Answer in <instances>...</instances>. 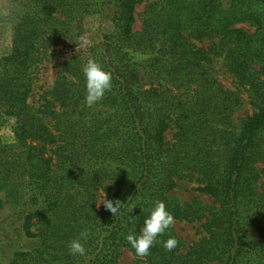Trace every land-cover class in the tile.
<instances>
[{
  "label": "trees",
  "instance_id": "1",
  "mask_svg": "<svg viewBox=\"0 0 264 264\" xmlns=\"http://www.w3.org/2000/svg\"><path fill=\"white\" fill-rule=\"evenodd\" d=\"M140 2L27 0L0 59V104L15 119L11 148L41 206L23 226L38 242L0 264H115L121 249L135 252L125 237L141 234L156 201L175 222H202L205 237L186 248L173 225L134 264H264V0H157L135 32ZM92 16L109 22L95 36L85 26ZM213 39L220 54L196 46ZM64 50L35 107L37 65ZM216 56L233 89L217 78ZM90 58L112 74L91 108ZM245 106L253 113L240 119ZM191 183L214 206L172 195ZM105 193L122 203L115 216L97 207ZM84 230L85 255L73 256L69 242ZM170 237L178 244L166 251Z\"/></svg>",
  "mask_w": 264,
  "mask_h": 264
},
{
  "label": "rangeland",
  "instance_id": "2",
  "mask_svg": "<svg viewBox=\"0 0 264 264\" xmlns=\"http://www.w3.org/2000/svg\"><path fill=\"white\" fill-rule=\"evenodd\" d=\"M156 1L142 0L136 6V23L133 28L135 32L141 30L145 13L150 4ZM26 3L27 0H0V59L7 56L12 50L13 31L19 17L25 12ZM85 26L89 33L87 35L95 36L98 32L106 30L109 22L103 21L99 16H92L85 20ZM243 27L250 29L248 25ZM196 46L206 50L212 48L220 54L218 39L197 42ZM65 51H61L59 56L50 60L51 62H42L37 65L38 67L34 71V92L30 99L35 107L40 105L45 92L55 82L60 70L59 65L67 54ZM215 63L218 72L217 78L225 87L233 89L234 84L238 81L223 68L219 56H216ZM252 113L253 109L245 106L238 112V116L241 119ZM14 127L15 119L7 115L4 107L0 104V194H3L0 196V259L3 263L11 261L14 253L32 250L37 245L38 240L28 238L23 226L27 215L31 211L41 208L40 205H32L25 164L20 165L19 158L17 162L13 154L15 150L11 146L14 143ZM167 137L171 138V133H167ZM4 177L5 181H2ZM194 187L196 186L192 183L182 184L180 188L173 191L172 195L183 204L198 200L203 206H214V199L211 196L199 193ZM6 209L10 210L7 214H5ZM42 224L43 222L37 225L35 232ZM174 229L186 248L205 237L202 222L179 221L174 223ZM136 260V253L124 248L120 250L115 264H134Z\"/></svg>",
  "mask_w": 264,
  "mask_h": 264
},
{
  "label": "clouds",
  "instance_id": "3",
  "mask_svg": "<svg viewBox=\"0 0 264 264\" xmlns=\"http://www.w3.org/2000/svg\"><path fill=\"white\" fill-rule=\"evenodd\" d=\"M82 72L86 81L84 104L86 107L91 108L104 98L107 91H111L112 74L104 70L103 67L92 58L88 59L82 68ZM2 195L3 194H0V196ZM101 204L115 216L119 212L122 203L119 200L113 202L112 200L106 199L105 193L104 199L97 204V207ZM8 211L10 210L6 209L5 214H7ZM174 223L175 218L167 211L166 205L162 201H156L150 216L144 221L141 234L137 236L134 233H130L125 237L126 241L135 249V253L138 257L145 258L149 255L151 247L157 242V237L163 235ZM88 235L89 233L87 230H84L77 238L69 242L68 249L71 255H85L86 250L81 240L83 239L86 241ZM177 244L178 241L170 237L164 241L163 246L166 251H172Z\"/></svg>",
  "mask_w": 264,
  "mask_h": 264
}]
</instances>
